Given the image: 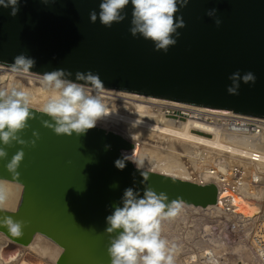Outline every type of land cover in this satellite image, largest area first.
I'll use <instances>...</instances> for the list:
<instances>
[{
  "label": "water",
  "instance_id": "obj_1",
  "mask_svg": "<svg viewBox=\"0 0 264 264\" xmlns=\"http://www.w3.org/2000/svg\"><path fill=\"white\" fill-rule=\"evenodd\" d=\"M100 3L21 0L16 17L9 15L10 8L0 7V65L9 67L23 53L35 61L30 71L38 75L65 69L75 81L77 71L90 70L99 74L103 89L264 119V0H189L175 14L186 27L177 29L180 36L167 53L156 51L151 40L131 35V3L122 12L125 19L111 28L99 21ZM211 8L218 9L219 27L206 15ZM92 10L98 14L95 23L89 20ZM236 71L241 76L252 72L256 82L241 81L239 94L230 95L228 77ZM30 110L35 118L20 135L30 141L35 131L40 139L35 147L23 148L19 176L6 169L7 160L0 161V180L21 187L15 209L0 208V217L25 222L20 237L0 226L9 240L2 247L9 251L40 234L60 248L56 264H110L107 249L115 233L105 232L106 218L115 206H123L125 189L133 188L142 197L151 187L169 200L179 198L201 208L219 203L220 189L210 180L197 182L143 168L148 174L143 182L131 161L117 169L115 161L135 146L118 133L96 126L81 136H58L42 126V120L50 119L47 115ZM21 147H8V160Z\"/></svg>",
  "mask_w": 264,
  "mask_h": 264
},
{
  "label": "clouds",
  "instance_id": "obj_2",
  "mask_svg": "<svg viewBox=\"0 0 264 264\" xmlns=\"http://www.w3.org/2000/svg\"><path fill=\"white\" fill-rule=\"evenodd\" d=\"M26 2V0H24ZM48 4L55 0H41ZM21 0H0V7L11 11L9 15L16 17L20 11ZM133 6L131 35H141L146 40H151L156 51L167 53L171 46L176 45L180 33L177 29L186 27L182 16L176 18L180 8L186 7L189 0H101L99 5V21L105 27L111 28L113 23L122 22V15L127 5ZM218 9H208L206 15L214 19L217 27L222 20L217 15ZM98 14L95 10L89 13V20L95 23ZM176 37V38H174ZM35 61L21 53L14 57V62L9 66L13 71L29 73ZM73 74L65 69H56L46 72L42 77V84L54 91L48 101L43 105L41 112L49 120H42V126L52 130L56 135L78 136L86 134L97 126L98 120L109 115L98 93L103 87L99 74L92 71L75 73V81L68 79ZM231 85L227 88L230 95H238L240 82L244 84L256 82L252 72L241 76L239 71L229 77ZM82 82V83H81ZM96 93L90 94L89 88ZM31 97L25 90L13 88L10 92L0 90V161L7 160L6 169L19 176L18 168L24 160V147H35L40 139L38 132H33V139L25 140L20 133L29 127V120L35 118L30 110ZM16 145L18 149L8 160L7 148ZM110 145L105 146V150ZM126 161L135 164L137 170L147 179V172L143 170L144 160L137 157L135 151L131 155L122 154L121 159L115 161V167L123 170ZM118 185L113 184L115 188ZM4 190L0 188V207L6 201ZM123 206H115L109 215L105 232L113 234L108 247L110 264H174L172 249L169 242L162 236V221L176 217L184 204L179 198L169 200L165 192L157 193L151 187H146L141 197L133 188H127L122 198ZM0 226L7 227L8 233L13 237L23 235L25 222L16 220L13 216L0 217ZM4 264H8L9 257H2Z\"/></svg>",
  "mask_w": 264,
  "mask_h": 264
},
{
  "label": "bare ground",
  "instance_id": "obj_3",
  "mask_svg": "<svg viewBox=\"0 0 264 264\" xmlns=\"http://www.w3.org/2000/svg\"><path fill=\"white\" fill-rule=\"evenodd\" d=\"M41 81V75L31 72H16L9 67L0 65V86L9 92L13 88L29 92L30 107L40 110L50 96L54 94L52 89L37 84H42ZM89 91L90 94H96L91 87ZM98 95L109 115L98 120L97 126L118 133L132 142L134 141V149L125 154L131 155L135 151L137 157L143 158L144 168L183 179L202 181L203 178H212L209 173L210 166L216 157L221 156L226 163L242 162L248 167L262 169L264 172V159L262 163L252 164L243 158L246 156L244 155L245 149L261 152L264 158V121H262L261 132L254 136L236 130L226 131L220 125H215L214 122H205L203 119L206 115L213 117L215 115L224 120L225 116L232 115L230 111L191 106L176 101L113 89L101 88ZM163 105L180 108L191 113V115L184 121L176 122L164 117L161 110ZM193 129H199L205 134L193 132ZM186 164L190 165V168L196 172L191 174L186 168ZM202 171L203 174H201ZM215 184L220 189L221 194L218 204L201 208L183 203L184 206L202 209L203 211L213 209L227 216L233 214L234 210H238L247 216L254 215V204H256L253 202L252 192L255 190L254 188L249 191L251 196H247V199L243 201L234 191L224 188L220 181L215 182ZM0 188L4 190L7 197L3 207L0 208L14 210L20 196V185L1 179ZM227 193L228 197L223 202H230L233 205L229 212L222 203V198L227 196ZM8 242L9 240L0 233V264H4L2 257H9L8 264H31L26 260L18 262L16 260L18 253L13 256L16 249L9 251L2 247ZM19 248L22 252L30 250L38 257L47 259L52 263H55L60 252L58 246L40 234H35L27 245H19ZM21 251H19V255H22Z\"/></svg>",
  "mask_w": 264,
  "mask_h": 264
},
{
  "label": "built area",
  "instance_id": "obj_4",
  "mask_svg": "<svg viewBox=\"0 0 264 264\" xmlns=\"http://www.w3.org/2000/svg\"><path fill=\"white\" fill-rule=\"evenodd\" d=\"M163 107L164 117L176 122L186 120L191 115V113L177 107L170 105H163ZM203 119L205 122H214L215 125H220L226 131L236 130L254 136L261 132L262 121H264V119L235 113L225 116L224 120L215 115L214 117L206 115ZM192 131L205 134L199 129ZM244 153L246 156L243 158L252 164L263 162L264 158L261 152L245 149ZM185 166L191 174L196 172L190 168V165L186 164ZM209 171L212 178H203L200 175L203 180L197 182L213 180L212 182L215 183L220 181L224 188L242 196H251L249 191L252 188L258 191L264 187L262 169L248 167L242 162L224 163L222 157L219 156L213 160ZM188 218H195V229L191 232L185 222ZM205 220H210L211 225H205ZM161 230L162 236L168 240L169 247L172 249L174 264H231L221 254L216 244L217 241L226 239L223 237L225 230L232 234L230 242H239L244 236L247 237V249L252 254L253 260L259 264H264V215L260 213L247 216L235 211L226 218L225 216H218V214L205 215V211L202 209L183 206L176 217L162 221Z\"/></svg>",
  "mask_w": 264,
  "mask_h": 264
},
{
  "label": "rangeland",
  "instance_id": "obj_5",
  "mask_svg": "<svg viewBox=\"0 0 264 264\" xmlns=\"http://www.w3.org/2000/svg\"><path fill=\"white\" fill-rule=\"evenodd\" d=\"M37 84L39 86H44L43 84H40V83H37ZM1 88H2V86H0V90H1ZM2 90H5V89L2 88ZM163 109L164 108L161 107V110H163ZM224 163H226V162H224ZM263 193H264V187H263V189L258 190V192L256 190H253V192H252V194H253V202L256 203V204H254V206H255L254 207V211L257 210L256 212L264 215V194ZM254 194H255V196H254ZM227 197H228V193H227V196L222 198V203L228 209L227 212H229V211L232 210L233 205L230 202H226V203L223 202V201L226 200ZM257 199L258 200L260 199V200L258 201ZM209 214H218V216L219 215L222 216V217L225 216L226 218H228V216H230V214L227 216V215H225V214H223L221 212H218L216 210H213V209L205 211V215H209ZM185 222H186V225H188V227H189L188 229H189L190 232L195 229L194 228L195 227V218H191V219L188 218L187 220H185ZM204 224L205 225H211V221L210 220L209 221L205 220ZM217 231H218V229H217ZM223 237L226 238V239H222V241H217L216 244H217V247L220 250L221 254L224 257H226L231 262V264H259V263L255 262L253 260L252 254L247 249V246H248L247 237L244 236L242 238V240H239V242H230V239L232 238V234L230 232H228L227 230L224 231ZM20 249L21 248H18L17 251L13 255V256H16V254L18 253V255L16 256L17 257L16 260H18V262H20L21 260L22 261L26 260L27 262H29L31 264H46V263L47 264H56V263L50 262L47 259H42V258L38 257L36 254H34L30 250L23 251L22 255L21 254L19 255V251H21Z\"/></svg>",
  "mask_w": 264,
  "mask_h": 264
},
{
  "label": "flooded vegetation",
  "instance_id": "obj_6",
  "mask_svg": "<svg viewBox=\"0 0 264 264\" xmlns=\"http://www.w3.org/2000/svg\"><path fill=\"white\" fill-rule=\"evenodd\" d=\"M21 252H22V251H21ZM21 252H20V253H21Z\"/></svg>",
  "mask_w": 264,
  "mask_h": 264
}]
</instances>
